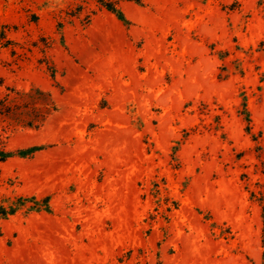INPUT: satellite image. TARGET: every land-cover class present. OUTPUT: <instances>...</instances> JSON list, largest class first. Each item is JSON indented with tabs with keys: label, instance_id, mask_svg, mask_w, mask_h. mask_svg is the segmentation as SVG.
I'll use <instances>...</instances> for the list:
<instances>
[{
	"label": "rangeland",
	"instance_id": "obj_1",
	"mask_svg": "<svg viewBox=\"0 0 264 264\" xmlns=\"http://www.w3.org/2000/svg\"><path fill=\"white\" fill-rule=\"evenodd\" d=\"M0 0V87L51 93L0 134V264H263L264 0ZM55 73V78H53ZM6 137H9L6 140ZM247 174L248 177H242ZM174 203H177L175 206Z\"/></svg>",
	"mask_w": 264,
	"mask_h": 264
},
{
	"label": "trees",
	"instance_id": "obj_2",
	"mask_svg": "<svg viewBox=\"0 0 264 264\" xmlns=\"http://www.w3.org/2000/svg\"><path fill=\"white\" fill-rule=\"evenodd\" d=\"M130 0H98V3L109 13L115 15L125 25H129L130 21L127 19L125 13L121 8V4ZM55 78V73H53ZM3 81H0V87L4 86ZM7 93L3 96L0 94V122L7 125L2 127V132H14L18 129H41L48 119L58 112V105L52 97L51 93L44 91L40 88H31L29 91L19 90L15 87H6ZM244 109L240 112L247 123L246 132L252 137V140L257 143L258 158L261 161V167H258L257 172L264 177V146L258 142V137L252 132L251 115L246 106L243 104ZM0 134V163L7 162L14 158H28L32 157L35 153L44 149L43 146H33L26 149L9 150L6 141L3 140ZM9 137H6L8 140ZM242 177L247 178V174ZM251 200L259 204L262 211V218L264 224V183H257L256 191H248ZM177 206V203H174ZM29 206L30 211L34 212H51L50 197L38 200L35 197L19 198L15 206L4 208L0 207V216L4 219L15 216L21 207ZM263 246H264V229H263ZM264 260V253H263ZM264 264V262H263Z\"/></svg>",
	"mask_w": 264,
	"mask_h": 264
}]
</instances>
